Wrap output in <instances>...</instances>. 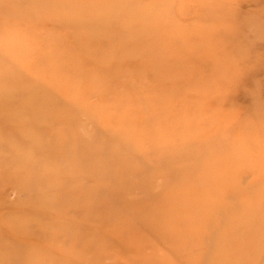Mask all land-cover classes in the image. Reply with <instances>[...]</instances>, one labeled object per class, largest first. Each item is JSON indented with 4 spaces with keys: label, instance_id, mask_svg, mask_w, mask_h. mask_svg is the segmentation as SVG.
Returning <instances> with one entry per match:
<instances>
[{
    "label": "rangeland",
    "instance_id": "obj_1",
    "mask_svg": "<svg viewBox=\"0 0 264 264\" xmlns=\"http://www.w3.org/2000/svg\"><path fill=\"white\" fill-rule=\"evenodd\" d=\"M7 62L0 264H264V0H0Z\"/></svg>",
    "mask_w": 264,
    "mask_h": 264
},
{
    "label": "bare ground",
    "instance_id": "obj_2",
    "mask_svg": "<svg viewBox=\"0 0 264 264\" xmlns=\"http://www.w3.org/2000/svg\"><path fill=\"white\" fill-rule=\"evenodd\" d=\"M59 2V1H58ZM62 8V7H61ZM25 49V48H24ZM23 48L22 49H17L15 47H9V46H4L3 48L1 47V51L3 53H7L10 55L11 51H14L16 56L19 58L22 53H23ZM20 50V51H18ZM154 57H157V55H159L158 51L155 50V52L153 53ZM11 56L7 57L8 59ZM11 59V58H10ZM17 59V58H16ZM23 59V58H22ZM26 57H24V61H25ZM148 60L146 62H152V59L150 60L149 57H147ZM19 64L21 63L20 60L17 61ZM40 63L39 61H31L30 62V66L31 64L36 65ZM13 65V64H12ZM26 65V64H25ZM33 72V71H32ZM17 74L13 68H11L9 66V63L7 62L5 65L0 66V105L2 107H6L8 109H11V107L13 106H17L19 108H22V105L25 101V97H35V102L33 104V106H39L41 99L39 98V93H41V89H42V84L39 83H34V81H38L39 79H37V77H27V79H22V77H20L19 75H15ZM35 76V75H34ZM30 81V82H29ZM29 82V83H28ZM5 112V110H3ZM0 113V121L2 122L1 125L5 126V127H17V130H19L20 127L24 126L27 128V130L29 131V135H24L21 136L24 138V140H29L30 137L36 135L38 137L36 133V131L38 129L41 128L40 126V122H41V118L38 119H34L32 118L30 123L28 125H24L22 122L24 121L22 118V116L24 114H20V113H16V114H12V113ZM17 120V121H16ZM24 125V126H23ZM11 127V128H12ZM16 130V131H17ZM17 137L13 136H7L6 134L4 136L0 137V157L8 162L9 160H5V157H9L8 154H10L11 150L9 149V145L10 142L13 138V140H17L18 136L23 135L21 133H17ZM39 141H40V136L38 137ZM27 140V141H28ZM13 143V142H11ZM25 154V153H23ZM4 157V158H3ZM32 157L26 156L25 158H19L20 160L24 161V159H30ZM60 158V153H57V157L55 159V161H57L56 164H58ZM10 163V162H9Z\"/></svg>",
    "mask_w": 264,
    "mask_h": 264
}]
</instances>
